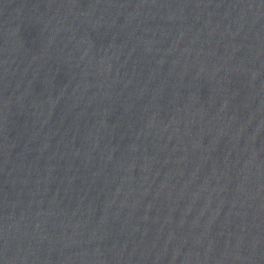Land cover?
I'll list each match as a JSON object with an SVG mask.
<instances>
[{
    "label": "water",
    "instance_id": "water-1",
    "mask_svg": "<svg viewBox=\"0 0 264 264\" xmlns=\"http://www.w3.org/2000/svg\"><path fill=\"white\" fill-rule=\"evenodd\" d=\"M0 264H264V0H0Z\"/></svg>",
    "mask_w": 264,
    "mask_h": 264
}]
</instances>
